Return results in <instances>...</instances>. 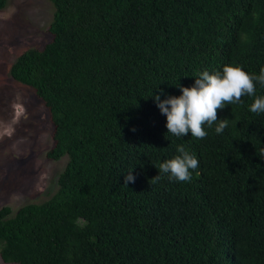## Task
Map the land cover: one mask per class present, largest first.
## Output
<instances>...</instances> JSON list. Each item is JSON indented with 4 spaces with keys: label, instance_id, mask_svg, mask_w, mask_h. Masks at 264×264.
<instances>
[{
    "label": "trees",
    "instance_id": "trees-1",
    "mask_svg": "<svg viewBox=\"0 0 264 264\" xmlns=\"http://www.w3.org/2000/svg\"><path fill=\"white\" fill-rule=\"evenodd\" d=\"M50 1V40L21 51L9 74L44 103L47 156L67 163L49 199L0 206L2 260L264 264V113L250 111L264 87L218 109L228 127L205 125L203 139L168 133L153 99L226 65L259 75L264 0ZM178 145L199 162L191 180L152 182Z\"/></svg>",
    "mask_w": 264,
    "mask_h": 264
},
{
    "label": "rangeland",
    "instance_id": "rangeland-1",
    "mask_svg": "<svg viewBox=\"0 0 264 264\" xmlns=\"http://www.w3.org/2000/svg\"><path fill=\"white\" fill-rule=\"evenodd\" d=\"M53 14L50 0H8L0 10V206L14 210L49 199L67 163V157L46 156L53 127L47 109L31 87L9 74L21 51L50 40ZM0 264L9 263L0 256Z\"/></svg>",
    "mask_w": 264,
    "mask_h": 264
},
{
    "label": "clouds",
    "instance_id": "clouds-1",
    "mask_svg": "<svg viewBox=\"0 0 264 264\" xmlns=\"http://www.w3.org/2000/svg\"><path fill=\"white\" fill-rule=\"evenodd\" d=\"M258 82L264 87V68L259 75H249L240 67L226 65L223 71L209 74L203 71L195 78L191 87L180 86L181 95L169 96L161 100L160 95L153 96L161 114L167 118L166 127L168 133L176 137H184L189 132L197 139L205 138L208 133L204 126L212 128L215 124V132L221 134L228 127V119H218L217 110L226 105L242 103L244 95L254 96L255 84ZM252 113H264V97H257L250 106ZM135 131V129H132ZM178 155L159 165V174L151 179L156 182L161 179V174H170L169 179L177 181H190L191 170L199 166L197 158L190 154L183 145L176 148ZM259 155L264 158V149ZM132 170L124 177V185L134 182Z\"/></svg>",
    "mask_w": 264,
    "mask_h": 264
},
{
    "label": "flooded vegetation",
    "instance_id": "flooded-vegetation-1",
    "mask_svg": "<svg viewBox=\"0 0 264 264\" xmlns=\"http://www.w3.org/2000/svg\"><path fill=\"white\" fill-rule=\"evenodd\" d=\"M51 123V122H50ZM52 124V123H51ZM53 146V139H52V137L50 138V144H47V148H49L48 150H47V152L50 150V148ZM47 152H46V156H47ZM48 157V156H47ZM49 159H52V158H50V157H48Z\"/></svg>",
    "mask_w": 264,
    "mask_h": 264
}]
</instances>
